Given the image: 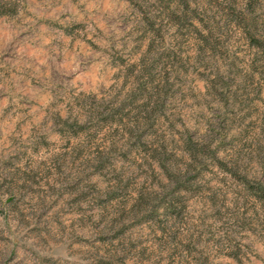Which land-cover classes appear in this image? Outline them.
I'll return each instance as SVG.
<instances>
[{"label": "rangeland", "instance_id": "1", "mask_svg": "<svg viewBox=\"0 0 264 264\" xmlns=\"http://www.w3.org/2000/svg\"><path fill=\"white\" fill-rule=\"evenodd\" d=\"M0 264H264V0H0Z\"/></svg>", "mask_w": 264, "mask_h": 264}]
</instances>
